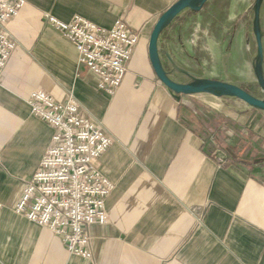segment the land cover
Instances as JSON below:
<instances>
[{"label": "crops", "instance_id": "0c3cea01", "mask_svg": "<svg viewBox=\"0 0 264 264\" xmlns=\"http://www.w3.org/2000/svg\"><path fill=\"white\" fill-rule=\"evenodd\" d=\"M177 1L25 0L7 24L16 48L0 82V264H264V111L220 92L211 108L158 80L149 38ZM48 13L105 28L121 20L138 34L113 96L77 64L73 46L45 23ZM157 50L166 74L176 66L202 83L257 86L264 0H193L164 26ZM34 91L58 102L74 97L112 140L95 162L114 189L107 224L88 229L90 259L69 254L48 229L12 211L53 134L30 113Z\"/></svg>", "mask_w": 264, "mask_h": 264}, {"label": "built area", "instance_id": "2783aa9c", "mask_svg": "<svg viewBox=\"0 0 264 264\" xmlns=\"http://www.w3.org/2000/svg\"><path fill=\"white\" fill-rule=\"evenodd\" d=\"M24 5L25 0H0V82L16 48L5 28ZM44 21L73 46L77 64L94 76L96 88L113 96L127 73L138 34L121 20L105 28L77 15L62 21L48 13ZM26 103L31 115L49 125L53 134L36 171L23 183L12 211L48 229L69 254L90 259L88 229L107 224L105 200L114 189L95 162L112 140L72 96L58 102L42 91H34Z\"/></svg>", "mask_w": 264, "mask_h": 264}, {"label": "water", "instance_id": "95a60500", "mask_svg": "<svg viewBox=\"0 0 264 264\" xmlns=\"http://www.w3.org/2000/svg\"><path fill=\"white\" fill-rule=\"evenodd\" d=\"M192 1L193 0H178L170 8H168L159 17L158 21L156 22L152 30V33L150 35L149 43H148L149 60L155 72L156 77L167 89H169L174 94L182 95L190 92H200V91L198 88H193L189 84L175 83L167 77L166 73L163 71L160 65L158 50H157V40L164 26L183 10L187 8H191ZM255 41L258 51L261 52V41H260L259 32L256 33ZM169 61L171 62L170 59ZM258 86L261 92L264 93V78L262 79V82L258 84ZM200 88H205L206 90L210 91L212 95H216L214 92H220L221 95L227 97H235L241 100L242 102H244L249 107L264 111V100L254 98L253 96H251L250 94H248L246 91H244L239 87L226 83L211 82V83L202 84ZM218 88L225 90V94H223Z\"/></svg>", "mask_w": 264, "mask_h": 264}, {"label": "rangeland", "instance_id": "374dc122", "mask_svg": "<svg viewBox=\"0 0 264 264\" xmlns=\"http://www.w3.org/2000/svg\"><path fill=\"white\" fill-rule=\"evenodd\" d=\"M170 69V66L168 65V67ZM170 71V70H169ZM189 73V72H188ZM190 76H185L177 71H172V72H167V77L175 82V83H179V84H189L191 85L193 88H198L200 92H190L187 94H182V97H185L189 100L195 101L197 100H205L207 101L209 104L211 103V108H216V104L218 103L217 101L213 100V96L210 91L206 90L205 88H200V86L202 84H206L202 83L204 82L203 80H201V78L199 77L198 74H194V73H190ZM219 89V88H218ZM244 91H246L248 94H250L251 96H253L254 98L257 99H261L264 100V93L261 92V90L259 89V86L257 85H248L245 88H241ZM223 94H225V90L223 89H219ZM233 98L234 100H237L239 103L241 104H245L244 102H242L241 100L235 98V97H230ZM246 105V104H245ZM208 106V105H207ZM248 106V105H247ZM209 108V107H208Z\"/></svg>", "mask_w": 264, "mask_h": 264}, {"label": "bare ground", "instance_id": "6f19581e", "mask_svg": "<svg viewBox=\"0 0 264 264\" xmlns=\"http://www.w3.org/2000/svg\"><path fill=\"white\" fill-rule=\"evenodd\" d=\"M175 69H176L177 72H179V73H181V74H183V75H185V76H190L189 73H187L186 71H183V70L180 69V68H177L176 66H175Z\"/></svg>", "mask_w": 264, "mask_h": 264}]
</instances>
